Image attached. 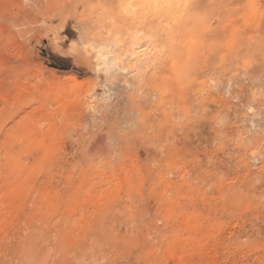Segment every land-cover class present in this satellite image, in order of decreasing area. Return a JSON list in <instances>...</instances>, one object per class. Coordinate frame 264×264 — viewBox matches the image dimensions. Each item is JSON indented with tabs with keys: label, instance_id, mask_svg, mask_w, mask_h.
Listing matches in <instances>:
<instances>
[{
	"label": "rangeland",
	"instance_id": "obj_1",
	"mask_svg": "<svg viewBox=\"0 0 264 264\" xmlns=\"http://www.w3.org/2000/svg\"><path fill=\"white\" fill-rule=\"evenodd\" d=\"M0 264H264V0H0Z\"/></svg>",
	"mask_w": 264,
	"mask_h": 264
},
{
	"label": "trees",
	"instance_id": "obj_2",
	"mask_svg": "<svg viewBox=\"0 0 264 264\" xmlns=\"http://www.w3.org/2000/svg\"><path fill=\"white\" fill-rule=\"evenodd\" d=\"M51 68L56 69V70H60V71H70L71 70L70 68L62 69V68L58 67L57 65H53V64L51 65ZM74 72H77V71H74Z\"/></svg>",
	"mask_w": 264,
	"mask_h": 264
},
{
	"label": "bare ground",
	"instance_id": "obj_3",
	"mask_svg": "<svg viewBox=\"0 0 264 264\" xmlns=\"http://www.w3.org/2000/svg\"><path fill=\"white\" fill-rule=\"evenodd\" d=\"M57 81V80H56ZM74 82V81H73ZM73 82H72V84H73ZM99 145H101V143L100 142H98L97 143V145H96V147L98 146L99 147ZM94 148V147H93ZM141 156H143V152H141V154H140Z\"/></svg>",
	"mask_w": 264,
	"mask_h": 264
}]
</instances>
